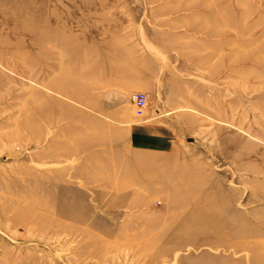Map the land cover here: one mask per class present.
I'll use <instances>...</instances> for the list:
<instances>
[{
    "label": "rangeland",
    "instance_id": "obj_1",
    "mask_svg": "<svg viewBox=\"0 0 264 264\" xmlns=\"http://www.w3.org/2000/svg\"><path fill=\"white\" fill-rule=\"evenodd\" d=\"M0 264H264V0H0Z\"/></svg>",
    "mask_w": 264,
    "mask_h": 264
},
{
    "label": "built area",
    "instance_id": "obj_2",
    "mask_svg": "<svg viewBox=\"0 0 264 264\" xmlns=\"http://www.w3.org/2000/svg\"><path fill=\"white\" fill-rule=\"evenodd\" d=\"M131 100L135 106V112L137 115H142L147 105V96L145 93L136 92L131 96Z\"/></svg>",
    "mask_w": 264,
    "mask_h": 264
}]
</instances>
